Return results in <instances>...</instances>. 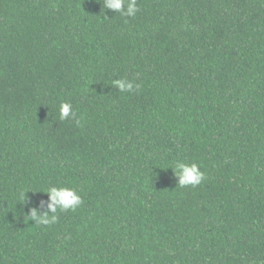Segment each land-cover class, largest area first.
I'll return each mask as SVG.
<instances>
[{"label":"trees","instance_id":"16d2710c","mask_svg":"<svg viewBox=\"0 0 264 264\" xmlns=\"http://www.w3.org/2000/svg\"><path fill=\"white\" fill-rule=\"evenodd\" d=\"M137 5L0 0V264H264V0Z\"/></svg>","mask_w":264,"mask_h":264},{"label":"clouds","instance_id":"9594fccd","mask_svg":"<svg viewBox=\"0 0 264 264\" xmlns=\"http://www.w3.org/2000/svg\"><path fill=\"white\" fill-rule=\"evenodd\" d=\"M103 6L104 9H111L126 17H135L140 10L137 0H103ZM112 86L120 92H131L140 87L139 84H134V82L126 78L113 80ZM69 118L76 119L72 103L70 101H62L59 106V119L66 120ZM76 123L79 125L80 121L76 120ZM173 170L175 176L178 177V185L180 187L198 186L205 178L200 165L195 162H177ZM44 193L49 197L47 209L41 212L37 207H31L30 215H28L37 225H52L58 221L59 212L75 211L83 204L82 195L75 187L52 185ZM21 195L23 202H25V193Z\"/></svg>","mask_w":264,"mask_h":264}]
</instances>
